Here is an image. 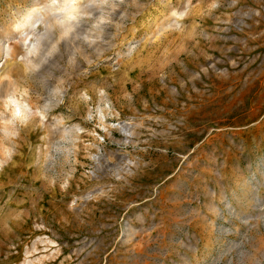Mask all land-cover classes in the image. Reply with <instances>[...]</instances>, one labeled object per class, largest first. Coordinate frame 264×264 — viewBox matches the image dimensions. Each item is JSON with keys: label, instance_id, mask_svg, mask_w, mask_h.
I'll list each match as a JSON object with an SVG mask.
<instances>
[{"label": "rangeland", "instance_id": "obj_1", "mask_svg": "<svg viewBox=\"0 0 264 264\" xmlns=\"http://www.w3.org/2000/svg\"><path fill=\"white\" fill-rule=\"evenodd\" d=\"M0 65L49 112L0 172V264H264V0H125L75 64Z\"/></svg>", "mask_w": 264, "mask_h": 264}, {"label": "clouds", "instance_id": "obj_2", "mask_svg": "<svg viewBox=\"0 0 264 264\" xmlns=\"http://www.w3.org/2000/svg\"><path fill=\"white\" fill-rule=\"evenodd\" d=\"M125 0H8L6 23L0 25V59L18 65L23 75H38L63 59L75 64L82 46L95 44L114 25ZM71 46V51H66ZM2 66V65H0ZM56 73H52L53 79ZM9 76L0 75V82ZM11 79H15L12 76ZM65 81L61 80L60 84ZM62 92V88L55 89ZM81 90V95L86 94ZM98 108L93 119H113L115 105L107 89L99 88ZM45 102H35L32 91L22 82L0 94V172L14 162L22 132L34 121L45 122ZM76 141L64 134L53 151L57 163L71 156ZM47 162V161H46Z\"/></svg>", "mask_w": 264, "mask_h": 264}]
</instances>
